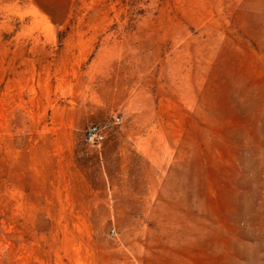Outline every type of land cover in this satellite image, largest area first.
Wrapping results in <instances>:
<instances>
[{
	"label": "rangeland",
	"instance_id": "374dc122",
	"mask_svg": "<svg viewBox=\"0 0 264 264\" xmlns=\"http://www.w3.org/2000/svg\"><path fill=\"white\" fill-rule=\"evenodd\" d=\"M0 264H264V0H0Z\"/></svg>",
	"mask_w": 264,
	"mask_h": 264
},
{
	"label": "built area",
	"instance_id": "2783aa9c",
	"mask_svg": "<svg viewBox=\"0 0 264 264\" xmlns=\"http://www.w3.org/2000/svg\"><path fill=\"white\" fill-rule=\"evenodd\" d=\"M121 118L114 117V122L119 123ZM108 134V125L102 123H93L88 126L85 132L87 142L93 146L100 147L106 140Z\"/></svg>",
	"mask_w": 264,
	"mask_h": 264
}]
</instances>
